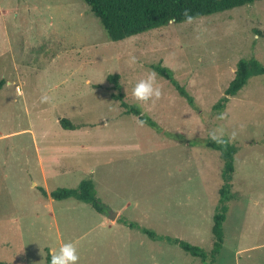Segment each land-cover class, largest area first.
I'll return each mask as SVG.
<instances>
[{
    "label": "rangeland",
    "instance_id": "374dc122",
    "mask_svg": "<svg viewBox=\"0 0 264 264\" xmlns=\"http://www.w3.org/2000/svg\"><path fill=\"white\" fill-rule=\"evenodd\" d=\"M252 57L264 64V0L119 42L85 0H0V261L49 264L50 250L59 249L56 226L44 223L53 224L54 216L38 187L34 145L63 142L77 153L64 158L67 170L49 190L92 180L107 207L101 214L74 199L54 202L63 242L76 246L78 264H202L178 245L103 220L115 221L122 210V218L142 228L209 251L224 164L203 142L222 126L226 134L237 132L240 150L238 198L229 203L217 264H264V75L224 111L213 110L237 63ZM157 63L174 72L198 109L156 72L160 98L133 97L134 85ZM115 74L125 101L160 130L140 126L113 98L118 91L108 77ZM45 94L51 99L42 103ZM62 118L80 129L65 130Z\"/></svg>",
    "mask_w": 264,
    "mask_h": 264
},
{
    "label": "trees",
    "instance_id": "16d2710c",
    "mask_svg": "<svg viewBox=\"0 0 264 264\" xmlns=\"http://www.w3.org/2000/svg\"><path fill=\"white\" fill-rule=\"evenodd\" d=\"M263 0H85L91 12L99 20L110 40L114 42L123 41L131 37L146 33L151 30L160 29L172 23L187 22L185 13L191 16V20L198 19L213 14L226 12L238 7L253 5ZM152 70L160 77L167 80L186 99L193 108L198 109L195 98L180 84L174 72L161 63L151 65ZM264 75V64L258 59L244 58L237 63L235 76L225 90V95L221 97L213 106L216 112L224 111L231 98H234L257 76ZM108 80L113 84V88L118 91L113 98L121 102L127 115L135 117L141 116L142 110L137 105H130L125 101L120 84V76L110 75ZM4 84L0 83V87ZM145 125L153 129H159L158 123L146 114L141 116ZM60 124L65 130H77L79 126L73 124L69 119H60ZM203 144L212 150L219 152L223 161L222 180L223 184L219 190L220 199L213 217V245L207 251L204 248L192 245L170 236H161L156 232L142 228L135 222L124 219L121 216L117 219L123 225L133 230H139L146 234L153 241H164L169 244L178 245L186 253L199 258L202 264H216L225 243L224 224L227 220L229 203L236 200L238 196L233 192V178L236 172V155L239 147L235 142L219 145L213 142L210 137ZM42 194L47 196L44 189L40 188ZM51 198L55 201L76 199L77 201L89 204L96 212L107 213V207L97 196V191L92 180L82 181L77 188H58L51 193ZM48 262L50 257L48 256ZM0 264H7L1 262Z\"/></svg>",
    "mask_w": 264,
    "mask_h": 264
},
{
    "label": "clouds",
    "instance_id": "9594fccd",
    "mask_svg": "<svg viewBox=\"0 0 264 264\" xmlns=\"http://www.w3.org/2000/svg\"><path fill=\"white\" fill-rule=\"evenodd\" d=\"M186 21L191 22V16L185 13ZM174 21H170L172 23ZM129 62L131 64L136 63V57L131 56ZM156 76L157 74L154 71H149L146 78L140 79L132 89L133 97L142 103H146L149 101H153L155 99H159L161 96V90L159 86L156 84ZM41 102L47 103L50 101V97L48 95L41 96ZM143 116V113H141ZM141 116H137L136 120L140 126H144L145 121L141 119ZM220 120H224L226 118L225 113H220L217 117ZM210 139L219 145H225L232 143L237 138V132L233 130L231 133L226 134L225 129L222 126H218L214 129L209 130L208 133ZM50 255V262L49 264H78L79 255L77 252L76 246L69 242V243H62L58 250L52 249L49 252Z\"/></svg>",
    "mask_w": 264,
    "mask_h": 264
},
{
    "label": "crops",
    "instance_id": "0c3cea01",
    "mask_svg": "<svg viewBox=\"0 0 264 264\" xmlns=\"http://www.w3.org/2000/svg\"><path fill=\"white\" fill-rule=\"evenodd\" d=\"M60 122V119H59ZM35 151L37 154V157L39 159L40 163V168H41V187L38 186L39 188H42L46 191L47 196H44L46 200H48L47 208L52 209V215L54 216V222L53 224H50L48 222H44L45 225H54L57 228L58 235H59V245H61L63 242L62 234L59 229V225L56 221L55 217V210H54V202L51 198V193L53 191L49 190V182L51 181H56L58 180L61 175L64 174V172L67 170V166L64 167L63 161L64 158H72V156H75L77 153V149L75 147H72V145H65L63 142H56V143H45V145H39L36 144L34 145ZM33 180V179H32ZM38 185V182L36 180H33L32 186L36 187ZM72 199V198H71ZM67 199V200H71ZM77 201L76 199H74ZM66 201V200H63ZM60 202V201H57ZM77 207L78 208H87V206H90L89 204L77 201ZM122 210H117L116 215L117 219L121 216ZM117 219L113 221L112 219H104L103 220V225L108 227H113L118 224ZM132 230V229H131ZM217 264V263H216Z\"/></svg>",
    "mask_w": 264,
    "mask_h": 264
},
{
    "label": "water",
    "instance_id": "95a60500",
    "mask_svg": "<svg viewBox=\"0 0 264 264\" xmlns=\"http://www.w3.org/2000/svg\"><path fill=\"white\" fill-rule=\"evenodd\" d=\"M115 215H116V213L114 214V216H115ZM114 216H113V217H114ZM112 219H113V218H112Z\"/></svg>",
    "mask_w": 264,
    "mask_h": 264
}]
</instances>
